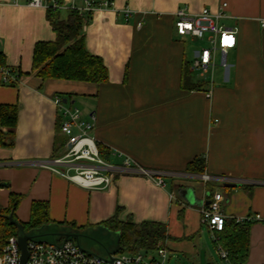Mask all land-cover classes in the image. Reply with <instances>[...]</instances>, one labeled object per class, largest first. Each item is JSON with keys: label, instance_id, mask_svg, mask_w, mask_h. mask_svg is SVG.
I'll list each match as a JSON object with an SVG mask.
<instances>
[{"label": "crops", "instance_id": "crops-1", "mask_svg": "<svg viewBox=\"0 0 264 264\" xmlns=\"http://www.w3.org/2000/svg\"><path fill=\"white\" fill-rule=\"evenodd\" d=\"M110 1L112 9L96 11L83 28L85 49L101 58L108 70V82L94 86L42 82L30 74L34 45L55 38L45 10L28 7V0H0V55L4 66L19 74L15 84H0V106L18 109L12 145L0 147V209L8 206L10 195H20L15 216L22 223L29 221L32 203L41 202L47 203L49 218L57 223L85 229L104 228L114 218L122 223L155 222L165 224L172 239L194 236L202 204L216 193L223 196L220 208L226 217L260 214L264 208V0ZM221 4L226 8L219 25L237 29L235 46L227 52H232L230 70L210 87L193 74V83L207 87L186 91L181 75L191 61L189 37L176 34L173 14L179 8L215 12ZM124 11L129 18L123 17ZM56 96L66 97L62 101L71 106L75 100L89 106L87 112L78 109L85 118L93 117L92 135L108 163L118 165L128 159L144 170L161 173L164 185L158 187L145 176L123 175L114 178L108 189L92 191L40 166L62 152L60 119L52 102ZM195 158L205 160L203 175L229 182H204L203 175L186 173V165ZM207 183L229 192L214 187L210 191ZM186 190L192 203L182 197ZM245 264H264V225L257 222L250 226Z\"/></svg>", "mask_w": 264, "mask_h": 264}, {"label": "built area", "instance_id": "built-area-1", "mask_svg": "<svg viewBox=\"0 0 264 264\" xmlns=\"http://www.w3.org/2000/svg\"><path fill=\"white\" fill-rule=\"evenodd\" d=\"M27 6L43 10H72L78 12L79 15H92L99 10L112 9L113 4L110 0H81L79 3L70 0L65 4H60L58 0H28ZM225 8L226 4H221L215 12L204 9L199 13H190L186 8H179L173 14L174 29L178 36L206 42L207 47L195 54L189 70L193 74H197L203 81L209 75L211 86L213 70L218 66L215 55L219 54V64L226 69L227 52L234 48L237 36L236 28L219 25L220 20L225 17ZM123 17L129 18L130 13L124 11ZM140 26L141 23H138L137 27ZM18 77L19 74L16 71L8 67H0V84L13 85ZM207 95L210 97L211 91ZM52 102L60 119L59 132L64 137V143L59 156L40 163L44 169L69 183L92 191L108 189L114 178L123 175L145 176L154 181L158 187L164 185L160 179V176H163L161 173L144 170L128 159L118 165L102 159L96 140L92 135L93 117L85 118L78 108L63 103L60 97H54ZM201 179L204 182L212 180L229 182L228 179L212 178L205 175L201 176ZM223 201L221 194H213L208 203L202 204L199 211L201 225L213 234L214 240L215 234L223 231L227 220H232L235 224L257 222L264 225V208L260 214L253 216L226 217L220 208ZM26 250L28 255L25 264H165L167 255V249L163 243H160L153 251H139L134 254L119 253V255L110 256V260H101L88 255L81 251L74 242H60L56 246L28 242ZM217 250L220 259L225 264H231L227 253L220 247H217ZM19 255L17 238L10 237L5 246L0 249V264H18Z\"/></svg>", "mask_w": 264, "mask_h": 264}, {"label": "trees", "instance_id": "trees-1", "mask_svg": "<svg viewBox=\"0 0 264 264\" xmlns=\"http://www.w3.org/2000/svg\"><path fill=\"white\" fill-rule=\"evenodd\" d=\"M61 4L62 0H58ZM65 12V17H61ZM90 15H79L72 10H45V17L53 33L54 40L38 42L32 50L30 74L46 81H66L101 86L108 82V70L101 58L87 52L84 45L83 27ZM190 66V65H189ZM0 67L4 59L0 55ZM182 88L186 91H198L205 83H193V73L187 64L182 69ZM67 97L69 95H66ZM61 100L66 98L59 96ZM18 109L15 106H0V147H10L14 136ZM7 139V142H6ZM61 142V148L63 147ZM99 155L105 159L104 152L98 147ZM57 156V155H56ZM54 156V158L56 157ZM205 160L195 158L186 165L185 172L203 175ZM208 184V185H207ZM210 191L214 187L207 183ZM20 195H10L8 206L0 209V249L10 237H18L21 233L36 234L46 228L70 229L83 232L73 223H57L48 215L47 203L34 202L30 209V218L26 223L16 219L15 212L21 201ZM251 223L235 224L227 220L222 232L215 234L214 244L227 253L231 264H245L249 252V231ZM118 237V253L134 254L139 251H152L160 243L171 238L167 234L166 225L155 222L133 224L119 222L115 218L103 225Z\"/></svg>", "mask_w": 264, "mask_h": 264}, {"label": "rangeland", "instance_id": "rangeland-1", "mask_svg": "<svg viewBox=\"0 0 264 264\" xmlns=\"http://www.w3.org/2000/svg\"><path fill=\"white\" fill-rule=\"evenodd\" d=\"M65 12H61V17L65 16ZM186 45L188 48V60L191 59L189 64L192 62L193 54L200 52L201 49L206 48L207 44L204 40H196V39H186ZM232 59V52H229L227 55V68L224 69L220 66V56L217 53L215 55L216 63H218L217 67L213 70L212 73V84L217 86L219 84V80L221 79L224 72H227L229 69V65ZM229 66V67H228ZM197 79V75L195 76ZM204 81H208V87H210V76L208 75ZM207 87V85L205 84ZM67 97V96H66ZM70 104V103H68ZM74 107L79 108L83 112H87L89 106L87 104H83L80 100H75L73 104ZM62 136V135H61ZM63 141L64 137L62 136ZM106 154H104L105 156ZM108 159L107 156H105ZM106 158L104 159L106 161ZM108 162V161H107ZM214 189L217 188L220 192L228 193L229 190L226 188L220 187L217 183L213 184ZM214 191V190H213ZM201 209V208H200ZM200 224V225H199ZM199 224L196 227L195 233H193L192 238H182L180 239H170L165 241L163 244L166 246L167 255H166V262L165 264H225L222 259L219 257V252L217 250V246L214 244L213 234L203 225L200 223V214H199ZM48 230V228H47ZM56 230L55 228L50 229ZM60 231H68L70 229H58ZM104 230L101 225H89L87 226L83 232H86L88 235L91 236H99L101 232ZM174 232V231H172ZM175 233V232H174ZM181 236V235H179ZM49 242H56L60 243L56 237L47 238ZM84 250L91 254L101 255L106 257V254L96 245L90 242H83L82 244ZM153 251V250H152ZM142 252H145L143 250ZM114 255H119V253H113ZM154 254V253H153Z\"/></svg>", "mask_w": 264, "mask_h": 264}, {"label": "water", "instance_id": "water-1", "mask_svg": "<svg viewBox=\"0 0 264 264\" xmlns=\"http://www.w3.org/2000/svg\"><path fill=\"white\" fill-rule=\"evenodd\" d=\"M63 103H66L65 100H63ZM182 197L191 202V192L189 191H183ZM56 229V228H55ZM103 232L99 234V236H91L88 235L86 232H80V231H60V230H51L49 231V228L47 230L44 229L36 234H24L21 233L17 237V245L19 248V263L18 264H25L27 261V244L28 242H34V243H46L50 245H57L56 242H49L47 238L50 237H56L58 241H61L62 243L65 242H74V244L84 253L94 256L96 258H99L101 260H110V256L114 255L113 253H117L118 249V237L115 235V233L110 234L107 229L103 228ZM83 242H90L96 246H98L105 254L106 257L101 255H95L87 252L84 250L82 244Z\"/></svg>", "mask_w": 264, "mask_h": 264}]
</instances>
